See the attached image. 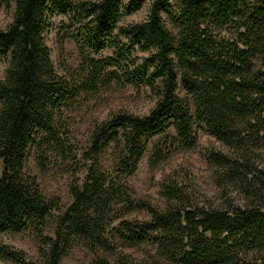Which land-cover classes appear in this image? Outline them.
<instances>
[{
  "label": "trees",
  "instance_id": "16d2710c",
  "mask_svg": "<svg viewBox=\"0 0 264 264\" xmlns=\"http://www.w3.org/2000/svg\"><path fill=\"white\" fill-rule=\"evenodd\" d=\"M145 1H0L13 3L0 29V238L29 232L43 264H58L75 239L93 254L90 264H264V0H151L144 20L120 25ZM55 17L64 19L56 38L70 39L78 57L64 76L45 44ZM126 86L146 89L152 108L110 114L78 153L67 131L78 102ZM198 124L226 148L206 158L230 189L219 205L198 206L175 182L161 186L162 209L132 200L121 179L135 173L148 142L164 138L151 148L155 166L166 143L170 152L194 148ZM108 150L113 175L94 160ZM78 156L83 164L71 172L82 166L85 176L70 186L50 238L57 203L41 195L28 160L61 167ZM134 210L148 220L113 225ZM116 243L149 249L137 260ZM2 261L34 264L0 241Z\"/></svg>",
  "mask_w": 264,
  "mask_h": 264
},
{
  "label": "rangeland",
  "instance_id": "374dc122",
  "mask_svg": "<svg viewBox=\"0 0 264 264\" xmlns=\"http://www.w3.org/2000/svg\"><path fill=\"white\" fill-rule=\"evenodd\" d=\"M1 1V0H0ZM151 0L142 3L139 10L124 18L120 25L132 22H140L145 19ZM13 12V3L8 7L0 4V29H4L10 23ZM164 25H167L165 16H161ZM63 17L52 19V27L45 37V44L50 53L55 72L59 76H64L70 69H74L78 63L77 53L73 42L70 39H63L61 42L56 38L58 25L63 21ZM6 64L0 62V79L4 75ZM181 96L183 95L180 93ZM154 104V98L144 88L135 90L130 86L122 89L106 92L100 95L92 96L87 100H80L77 108L71 114L68 120L67 131L70 139L76 144V151H85L88 147V139L95 125L105 122L110 114L115 112H124L133 116H145ZM168 134L173 135L172 129ZM163 136L151 139L142 159L137 165V169L132 176L121 179V182L130 190L129 195L132 200L145 201L155 208L162 209L164 198L161 195V186L163 184L175 182L180 189L184 190L192 198V201L198 206L216 207L222 200L224 192L229 193L230 189L221 184L216 170L211 166L206 158L210 153H225L226 148L218 142L212 135L206 132L205 128L197 125L196 144L194 148L188 151H173L168 143L163 150L166 156L155 166L148 160L151 154V148L155 144L163 141ZM162 144V143H161ZM164 144V143H163ZM162 144V145H163ZM169 151V152H168ZM116 152L110 150L100 152L94 159L102 170L111 172L112 161ZM83 161L78 156L74 163H67L61 167L53 166L50 162H43L41 169L37 166L33 158L28 160L27 166L29 172L35 177L41 195L47 199H55L57 203V212L51 213L50 221L44 231L48 237H53L55 231V221L58 215L62 214L71 203L69 188L73 184L80 185L84 176L85 168H81L75 174L72 171L77 166L82 165ZM224 187L226 190L222 189ZM232 193L233 190H232ZM119 204L117 207H120ZM148 215L141 210H134L129 214L122 215L113 222L117 224L119 220L146 221ZM0 241L17 250L22 251L28 259L34 264H43V256L37 250L35 237L29 232H23L14 235H3ZM149 248L145 246H122L116 243V251L129 255L134 259H140L144 252ZM95 255L103 257L112 262L116 255L107 254L96 249ZM93 254L85 247L84 242L73 241L63 255L58 264H90ZM0 264H12L10 262H0Z\"/></svg>",
  "mask_w": 264,
  "mask_h": 264
}]
</instances>
